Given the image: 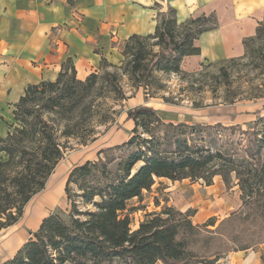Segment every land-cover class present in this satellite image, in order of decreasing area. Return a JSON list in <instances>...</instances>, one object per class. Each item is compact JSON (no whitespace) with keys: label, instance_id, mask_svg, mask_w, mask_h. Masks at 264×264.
I'll use <instances>...</instances> for the list:
<instances>
[{"label":"trees","instance_id":"1","mask_svg":"<svg viewBox=\"0 0 264 264\" xmlns=\"http://www.w3.org/2000/svg\"><path fill=\"white\" fill-rule=\"evenodd\" d=\"M217 27L215 15L178 24L175 10L170 9L159 16L154 34L133 35L126 41L124 72L136 87L153 81L157 70L181 73L183 59L200 54L195 40ZM263 35L264 21L259 23L256 36L244 41L245 54L249 43ZM155 46L160 47L159 52L154 51ZM106 63L103 60L102 69H106ZM100 81L110 92L121 90L117 74L104 70L101 76L93 73L81 81L68 61L56 81L29 86L16 104L14 117L22 126L12 125L7 137L0 138V152L5 154L0 161V233L16 224L27 204L45 189L64 158L67 143L62 139L77 138L85 143L86 136L75 129L83 115L92 113L87 95L97 90ZM82 91L87 95H81ZM38 94L44 96L37 98ZM33 100L43 103L29 113L27 106ZM27 114L31 121L26 120ZM44 114L55 120L46 119ZM127 114L135 123L133 136L121 145L100 150L98 160H88L71 170L65 188L71 213L66 217L51 213L16 255L3 264H220L223 255L248 250L264 241L259 236L246 246L215 249L211 245L219 234L230 237V227L235 224L242 223L246 231L257 223L254 229H264V128L257 129L258 123L243 130L221 123L203 126L167 122L159 111L146 105L134 107ZM259 123L264 127V116ZM164 129L173 133L162 137L159 134ZM212 130L216 132L211 135ZM187 133H200L202 141L205 134L209 138L199 144ZM140 162L143 164L135 170ZM232 173L242 192V206L215 230L208 229L215 222L195 225L191 214L174 207L147 214L137 230L131 227L130 215L123 214L129 201L142 197L145 190L151 191L156 178L203 180L211 186L217 176L229 184ZM73 187L79 193L72 194ZM79 205L92 209L81 211Z\"/></svg>","mask_w":264,"mask_h":264},{"label":"rangeland","instance_id":"2","mask_svg":"<svg viewBox=\"0 0 264 264\" xmlns=\"http://www.w3.org/2000/svg\"><path fill=\"white\" fill-rule=\"evenodd\" d=\"M151 44H154V41ZM248 47V54L245 52L241 57L205 63L195 70L182 69L183 64L182 72L178 74L157 70L154 72L153 81L150 80L148 85L140 87L134 86L130 77L125 74L122 67L124 56L118 65L107 62L106 69H102L98 74L101 76L104 70L117 74L121 90L118 93L110 92L106 83L100 81L96 85L97 90L93 93L87 95V92L82 91L81 95L88 96L87 102L92 105V113L81 117L75 131L86 136L85 143L77 138L62 139L67 143L64 158L52 173L45 189L27 204L16 224L1 231L0 240L7 236L19 240L22 235V240L29 237L28 228H34L32 219L36 216V224L43 217L38 209L32 214L34 207L37 202L49 197V192H54L59 199L49 197L51 202L55 203L46 207V210L68 216L72 211V204L68 200L65 188L71 170L75 165L83 164L88 160H98L100 150L127 142L133 136L135 127L134 121L128 119L127 113L134 107L141 105L152 107L159 111L164 121L178 118L190 125L213 126L221 123L225 127L235 125L243 130L255 127L258 123L256 128L263 129V123H259V118L264 116V35L260 39L251 41ZM120 48L123 54L126 50V42ZM153 48L155 52L160 51L159 46ZM43 96L36 95L37 98ZM38 100L28 104L29 113L38 110L36 104L43 103ZM44 117L55 120V117L49 114H44ZM25 118L32 120L28 114ZM12 125L22 126L15 117ZM139 131L142 133L141 129ZM214 131L216 132L212 130L210 134L212 135ZM167 132L171 134L173 130L164 129L159 135L164 137ZM224 133L226 136L230 135L229 131ZM187 134L199 144H204L209 138L205 133L204 141L200 139V133ZM236 136L240 137L238 132ZM143 137L148 136L143 134ZM110 154L120 155L119 152ZM142 164V162L138 163L135 170ZM112 168L115 169L116 165L114 164ZM237 184L235 173H232L229 184H226L221 176H217L211 186H207L203 180L161 181L156 178L151 191L145 190L142 197L129 201L123 214L130 215L131 227L137 230L147 214L161 213L165 207H174L183 213L191 214L195 225L203 226L209 220L215 222V226L208 227L210 230H215L222 220L238 211L239 205L242 206V192ZM74 193H79L76 187L72 188V194ZM79 209L86 211L92 207L79 205ZM255 226L248 227L246 231L247 227L242 226V223L235 224L230 227V237L219 234L212 240L211 245L215 249H220L227 246H246L252 243V240H258L259 236L260 239H264V229H254ZM260 241L248 250L257 249L264 243L263 240ZM231 253L223 255L218 263L229 264ZM231 264H235V261L233 260Z\"/></svg>","mask_w":264,"mask_h":264},{"label":"crops","instance_id":"3","mask_svg":"<svg viewBox=\"0 0 264 264\" xmlns=\"http://www.w3.org/2000/svg\"><path fill=\"white\" fill-rule=\"evenodd\" d=\"M170 9L178 24L211 15L218 22L216 29L195 40L200 54L183 59L185 70L243 56L244 41L255 37L264 21V0H0V138L11 131L15 106L29 86L56 81L68 61L81 81L100 72L103 60L118 65L123 60L121 45L133 35L154 34L159 16ZM4 157L0 152V161ZM49 197L35 205L32 214L38 209L43 217L36 224V216L32 219L29 237L0 240V264L12 259L53 213L46 210L55 203ZM233 260L264 264V243L255 250L231 253L229 264Z\"/></svg>","mask_w":264,"mask_h":264}]
</instances>
